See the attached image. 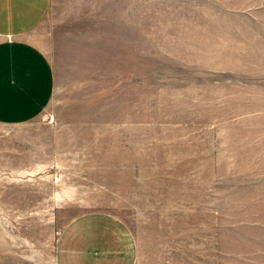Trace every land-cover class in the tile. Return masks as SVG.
Wrapping results in <instances>:
<instances>
[{
    "label": "rangeland",
    "instance_id": "374dc122",
    "mask_svg": "<svg viewBox=\"0 0 264 264\" xmlns=\"http://www.w3.org/2000/svg\"><path fill=\"white\" fill-rule=\"evenodd\" d=\"M50 104L0 122V264H57L77 216L138 264H264V0H53Z\"/></svg>",
    "mask_w": 264,
    "mask_h": 264
},
{
    "label": "crops",
    "instance_id": "0c3cea01",
    "mask_svg": "<svg viewBox=\"0 0 264 264\" xmlns=\"http://www.w3.org/2000/svg\"><path fill=\"white\" fill-rule=\"evenodd\" d=\"M53 0H0V122L18 124L50 104L55 72L32 33ZM139 246L130 225L103 211L83 213L62 230L57 264H138Z\"/></svg>",
    "mask_w": 264,
    "mask_h": 264
}]
</instances>
